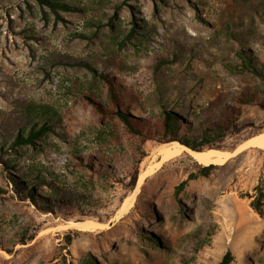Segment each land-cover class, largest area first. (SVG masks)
Returning a JSON list of instances; mask_svg holds the SVG:
<instances>
[{
  "label": "rangeland",
  "instance_id": "rangeland-1",
  "mask_svg": "<svg viewBox=\"0 0 264 264\" xmlns=\"http://www.w3.org/2000/svg\"><path fill=\"white\" fill-rule=\"evenodd\" d=\"M48 1L0 0V264H264V0ZM107 80L134 118L239 107L228 159L142 140Z\"/></svg>",
  "mask_w": 264,
  "mask_h": 264
},
{
  "label": "trees",
  "instance_id": "trees-1",
  "mask_svg": "<svg viewBox=\"0 0 264 264\" xmlns=\"http://www.w3.org/2000/svg\"><path fill=\"white\" fill-rule=\"evenodd\" d=\"M48 2L52 4L53 7H56V5H63L55 0H49ZM247 64L253 66L252 62ZM103 77L106 76L103 75ZM107 81L109 83V99L113 107L102 106L105 114H109L113 111L117 113L129 130L141 137L142 140H156L159 143L178 141L191 149L202 151L223 139L231 132L237 130L238 119L241 112L239 107L232 105H226L225 108H222L220 116L212 114L201 116L197 114V123L194 122L190 125H184L180 117L172 114L170 111H162L155 118H134L123 110L126 102L118 92L115 83L110 80ZM262 104L264 105V99ZM226 107H228V109H226ZM50 130V124L45 121L40 126L31 127L27 135H17L15 143L33 144L37 138ZM141 159H139L138 163L141 162ZM137 173L138 167L135 168L134 181L137 178ZM187 180L188 179L182 181L180 186L184 185ZM29 194L33 195L31 189L29 190ZM252 205L256 210H261V204L258 202V199H254ZM232 260V253L227 251L219 264H231Z\"/></svg>",
  "mask_w": 264,
  "mask_h": 264
},
{
  "label": "bare ground",
  "instance_id": "bare-ground-1",
  "mask_svg": "<svg viewBox=\"0 0 264 264\" xmlns=\"http://www.w3.org/2000/svg\"><path fill=\"white\" fill-rule=\"evenodd\" d=\"M244 142L254 144L251 147L262 148L264 146V133H260V134L250 136V137L246 138L244 140ZM167 144L168 143H164L162 145H167ZM169 144H178L179 146H181L183 148V150L185 152H187L189 155H191L200 164L206 165V164H210V163H214V162L219 163V162H223L226 159H228V153L226 151H223V150L208 148V149H205L202 151H198V150L191 149V148H189V147H187V146H185V145H183L177 141L170 142ZM165 158H167V157H165ZM143 178H144V176H142L140 174L137 184H139ZM137 189H138V185L136 187V190ZM127 202L128 201L124 202L123 206L121 208H123V209L128 208ZM129 204H131L130 201H129Z\"/></svg>",
  "mask_w": 264,
  "mask_h": 264
}]
</instances>
